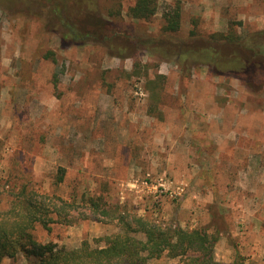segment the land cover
Wrapping results in <instances>:
<instances>
[{"label": "rangeland", "instance_id": "1", "mask_svg": "<svg viewBox=\"0 0 264 264\" xmlns=\"http://www.w3.org/2000/svg\"><path fill=\"white\" fill-rule=\"evenodd\" d=\"M133 2L125 0L113 22L125 38L110 45L132 54L122 58L109 45L64 47L40 21L0 9V183L22 172L63 198L105 188L109 202L139 216L218 231L217 261L240 255L264 262V76L259 90L205 67L184 73L148 49L191 33L202 39L226 32L231 24L241 36L263 32L264 0H158L147 22L127 18ZM177 2L180 29L164 36L162 12ZM47 50L56 64L44 59ZM158 75L166 79L155 117L145 83ZM59 167L66 172L55 186ZM117 231L80 220L38 228L35 236L71 249L83 241L102 246L99 240ZM0 264L29 262L18 256Z\"/></svg>", "mask_w": 264, "mask_h": 264}, {"label": "trees", "instance_id": "2", "mask_svg": "<svg viewBox=\"0 0 264 264\" xmlns=\"http://www.w3.org/2000/svg\"><path fill=\"white\" fill-rule=\"evenodd\" d=\"M125 0H0V9L9 16H25L41 22L42 31L58 37L62 46L98 43L108 46L116 57H129L114 44L123 41L125 32L113 24L122 17ZM158 0H134L126 16L134 21H150L158 11ZM162 12V35L176 36L180 29L181 7L166 5ZM119 22V21H117ZM232 25V24H231ZM226 32H215L183 42L150 44V54L173 62L188 73L193 67H205L218 76H232L250 88H259L264 76V31L237 34L232 26ZM194 38V39H193ZM127 40V38H126ZM44 59L56 64L54 52L47 50ZM54 74V84L58 83ZM165 76L146 81L149 114L160 116L158 105ZM65 168L59 167L55 186L63 183ZM104 188L98 194H69L63 198L33 186L20 172L0 183V263L3 259L25 257L29 264H152L160 259L176 260L174 264H264L236 255L230 262L215 259L214 247L219 232L208 228L185 229L162 224L129 212L108 200ZM80 220L109 223L116 233L102 237V246L92 247L83 241L67 249L53 242L43 243L35 236L41 228L50 231L54 225L71 226Z\"/></svg>", "mask_w": 264, "mask_h": 264}]
</instances>
